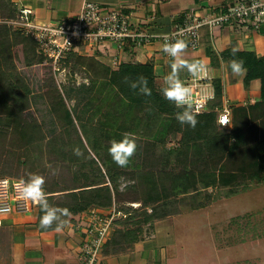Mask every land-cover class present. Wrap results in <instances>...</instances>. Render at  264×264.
<instances>
[{
  "label": "trees",
  "instance_id": "16d2710c",
  "mask_svg": "<svg viewBox=\"0 0 264 264\" xmlns=\"http://www.w3.org/2000/svg\"><path fill=\"white\" fill-rule=\"evenodd\" d=\"M17 13L15 3L0 0V115L6 114L15 122L12 137L6 128L0 129V155L8 145L17 147L21 141L29 152L31 145L43 134L40 123L28 120L25 114L31 106V88L17 62L28 69L37 67L42 91L48 97L56 121L70 138L75 134L77 141L69 144V157L63 160L59 158V147L57 150L48 147L51 151L49 162L52 163L49 168L45 167V159L32 152L35 158L20 159L13 174L10 172L13 163L3 165L9 171L0 174V179L26 181L30 174L42 176L49 204L66 211L61 218L63 225L70 215H79L92 208L110 209L120 203L117 209L124 211L127 217L115 220L114 231L104 246V255L128 253L144 239L146 225L154 228L157 221L181 214L179 203L181 199L183 201L182 196L216 186L226 189V194L233 196L242 190L236 187H242L246 181H264V55L254 51H225L223 56L228 62H243L246 88L252 81L260 80V98L254 104L232 107V124L222 127L218 117L223 106V83L215 78L212 80L215 96L209 100L207 111L195 112L198 123L191 128L178 123L176 113L182 109L161 95L162 87L157 84L153 62L121 61L112 65L95 55L86 56L71 51L63 60L62 67L81 66L88 73V78L97 84L94 95L76 115L77 120L95 125L88 132L86 127L90 125L82 124L86 146L79 135L73 113L57 86L53 64H44L45 57L38 51V44L31 36L4 22L16 18ZM140 77L147 81L150 95L129 86L131 81ZM12 100H15L14 105H11ZM137 137L146 139V146L139 144L136 148V151L138 148L143 150L145 165H142L143 168L135 165L138 168L136 171L123 169L112 160L108 148L112 141L122 138L134 140ZM169 138L178 142L167 150ZM75 148H79L83 156H75ZM25 164L28 169L21 173L19 170ZM51 169H58L57 174L53 175ZM122 180L133 183L122 190ZM245 188L243 190H247L249 185ZM136 202L142 206L134 208L125 205ZM203 206L195 204L191 208ZM42 214L40 209L39 218ZM51 229H55V224L44 230Z\"/></svg>",
  "mask_w": 264,
  "mask_h": 264
},
{
  "label": "crops",
  "instance_id": "0c3cea01",
  "mask_svg": "<svg viewBox=\"0 0 264 264\" xmlns=\"http://www.w3.org/2000/svg\"><path fill=\"white\" fill-rule=\"evenodd\" d=\"M85 1L120 7L125 12L132 13L135 24L142 25L153 33L163 34L182 25L190 11H196L200 15L219 14L225 12L236 0H22V3L34 9L36 19L56 22L78 15ZM230 49L254 51L264 55V23L259 27L252 23H232L220 28H201L200 46L197 49L184 48L178 59L201 61L204 70L198 76L183 70L179 73V78L186 87L197 80L199 92L211 97L215 96L212 80L221 79L223 101L229 100L232 107L254 104L261 95V82L254 80L249 88L245 87L246 70L234 75L223 56ZM116 52V46L111 44L98 55L110 64ZM119 60L153 62L156 81L160 87L171 71L172 57L163 51L160 42L140 49L129 43L119 54ZM205 71H208L207 77ZM97 210L108 212L110 209ZM39 211L40 208L36 205L29 212L0 214V264H82L81 232L77 225L87 216V212L73 215L71 221L65 223L60 231H55L39 227ZM169 219L171 220H160L158 224L166 227L170 224ZM161 226L157 227L153 235L157 244L153 239H143L128 253L103 254L101 264H150L156 246L163 244L160 234H170V228L166 227L163 231Z\"/></svg>",
  "mask_w": 264,
  "mask_h": 264
},
{
  "label": "rangeland",
  "instance_id": "374dc122",
  "mask_svg": "<svg viewBox=\"0 0 264 264\" xmlns=\"http://www.w3.org/2000/svg\"><path fill=\"white\" fill-rule=\"evenodd\" d=\"M106 48L107 46L101 48L98 44H94L92 50L95 51L96 57L101 59L98 54ZM86 56H89V54L86 53ZM101 60L106 61V59ZM18 63L21 74L31 88L29 96L31 106L26 109L25 114L28 120L40 123L43 128V134L38 137L39 139L36 140V143L31 145L32 150H29V152H27L25 144H22L23 141L17 144V147L8 145L0 155L1 175L4 174V171H9L3 165L13 163L14 166L10 170L11 174H13L18 169L17 164H19L20 159L26 161V159L35 158V155H31L32 152L38 153L37 157L41 156V158L45 159V167L49 168L52 163L49 162L51 151L48 147L52 150H57L59 147L61 150L59 158L63 160L65 157H69V144L72 141H77L75 134L70 138L56 121L48 97L42 91L39 76L36 73L37 67L28 69ZM110 64L113 65V62ZM64 68L65 71L58 73L55 76V80L67 107L73 113L79 135L85 145L88 146L84 131H82V124L85 126L90 125L86 127L88 132L95 125L87 121L77 120L76 115L79 109L84 108L83 106L88 99L94 95L97 84L88 78V73L81 66L66 65ZM14 104L15 100H12L11 105ZM10 119L6 114L0 115V129L6 128L8 134L12 137L15 132V122ZM134 140L136 145L146 146V139L137 137ZM177 142L176 139L169 138L166 142V149L169 150L176 146ZM64 146L66 151L62 150ZM161 150L162 148L158 152L160 153ZM138 151H135L123 169L136 171L138 168L135 165H140L139 167L145 165L143 163L146 160L144 152L141 148ZM90 152H92V149ZM56 156L58 159V155ZM94 158H96L95 155ZM176 165L178 166L179 164L177 163ZM27 169L28 166L25 164V166H21L19 171L23 173ZM130 183L132 184L133 181L122 180L121 189L124 190L126 185ZM248 185L249 188L243 190ZM221 188L216 186L202 189L198 193L181 197L183 198V201L181 199V203H179L181 214L168 217L171 220H168L170 224H167L166 227L171 229L168 231L170 234H164L165 232L160 234V240L162 239L163 241L161 245L164 246L160 244V247L156 246V251L151 257L150 264H264V181H246V184L242 187H236L242 190L239 194L233 196L227 195L228 191ZM195 204L205 206L192 209L191 206ZM120 205L119 203L117 208ZM125 205H131L134 208L142 206L140 202ZM72 216L70 215L66 219V223L71 221ZM126 217L127 214L119 209L117 220ZM158 223L157 221L154 224V228L151 225L145 226L144 239H153L157 227L161 226ZM166 227L163 226L162 230ZM80 237L82 241V234ZM153 242L157 244L158 241L154 238Z\"/></svg>",
  "mask_w": 264,
  "mask_h": 264
},
{
  "label": "built area",
  "instance_id": "2783aa9c",
  "mask_svg": "<svg viewBox=\"0 0 264 264\" xmlns=\"http://www.w3.org/2000/svg\"><path fill=\"white\" fill-rule=\"evenodd\" d=\"M11 1L17 5V17L4 22L37 42L38 51L45 57L44 64H53L55 76L65 71L62 62L71 51L94 56V44L101 48L115 45L117 52L112 61L116 65L120 62L119 54L129 43L140 49L155 42L164 46L165 43L181 40L186 44L185 48L197 49L200 46V29L203 27L220 28L232 23H252L259 27L264 23V0H236L225 12L219 14L200 15L196 11H190L182 25L163 34L153 33L144 26L135 24L131 12L93 1H85L78 15L56 22L40 21L36 19L31 6L23 4L22 0ZM207 76L208 71H205V77ZM197 82L195 80L187 87L193 110L201 113L207 111V104L214 97L202 95ZM218 123L222 127H230L232 124V105L229 100L223 101V106L219 109ZM23 182L24 180L16 178L0 179V214L25 213L38 205L22 197ZM118 216L115 204L108 212L92 208L77 225L82 234V264H101L104 246L114 231V222Z\"/></svg>",
  "mask_w": 264,
  "mask_h": 264
},
{
  "label": "clouds",
  "instance_id": "9594fccd",
  "mask_svg": "<svg viewBox=\"0 0 264 264\" xmlns=\"http://www.w3.org/2000/svg\"><path fill=\"white\" fill-rule=\"evenodd\" d=\"M185 47L186 44L181 40H177L174 43H165L163 46V51L172 57V63L170 65L171 71L164 78L161 95L168 102L182 109L176 113L175 117L182 127L195 128L198 120L193 110L190 91L179 78V73L187 70L193 76H198L204 70V65L201 61L188 62L178 59ZM228 67L234 75H239L245 71L243 62L239 60L230 61ZM129 86L132 89H139L144 95L151 94V90L147 87V81L143 77L131 81ZM136 148L137 145L134 140L122 138L119 141H112L108 152L118 166L124 167L134 155ZM73 154L77 157L83 156V152L79 148L73 149ZM51 172L56 175L58 169H51ZM44 183L45 180L42 176L30 174L29 178L23 182L21 195L27 200L36 202L41 209L43 213L39 218V227L41 229H50L55 224L54 230L60 231L63 227L61 218L66 215V211L52 207L49 204Z\"/></svg>",
  "mask_w": 264,
  "mask_h": 264
}]
</instances>
